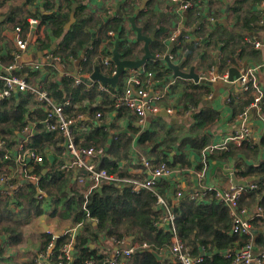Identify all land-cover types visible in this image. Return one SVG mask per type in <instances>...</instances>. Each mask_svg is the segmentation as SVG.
Listing matches in <instances>:
<instances>
[{
    "label": "trees",
    "instance_id": "obj_1",
    "mask_svg": "<svg viewBox=\"0 0 264 264\" xmlns=\"http://www.w3.org/2000/svg\"><path fill=\"white\" fill-rule=\"evenodd\" d=\"M66 1L68 9H71L72 1ZM79 1L83 0H76V2ZM211 3H213V0H211ZM13 10L10 12L12 13V22L16 21L20 7H17V11ZM57 10L59 9H56L53 14L42 16L41 19L43 22L49 23L54 34L61 38L55 56L65 61L69 59L79 60L81 74L91 76L96 66H98L103 74L112 76L113 68H106L103 64L104 61H101L99 57L100 54L111 55L112 45L116 46L118 39V49L122 59L136 60L134 58L135 43L130 40L125 23L118 20L113 21L103 30V38L96 37L95 39L93 38V32L89 31L91 21H94V19L92 15L87 18L88 14L84 4L76 11L77 21H81L80 25L76 24L70 30L65 28L68 17L62 18ZM140 16L147 24L158 19L157 13L153 10L152 1L148 10L142 11ZM255 19L253 18V20ZM22 22V25H28L29 19L28 21L24 19ZM17 25L21 24L15 26L17 27ZM109 32H113L114 36L111 37ZM169 37V34L166 35L165 29H157L155 39L150 44L152 54L155 56L158 54L163 55L166 52V40ZM179 41V48L187 50L188 55L185 65H193V54L196 53L197 46L192 43L187 44L182 40ZM5 58L9 60L7 57ZM0 59L5 61L3 57H0ZM160 61L162 60L157 58L151 59L145 64V67L146 70L156 72L158 78H163L172 72L169 68L163 66ZM53 69H55L54 77L57 79L51 83L45 81V86L58 100L64 101L71 98L74 104H82L86 100L95 103L97 98L100 99L98 105L93 106L90 104L91 106L80 110L89 115L88 126L90 131L77 137V141L83 139L84 143L82 145L86 147H107L110 134L114 132V138L108 148V154L114 160L105 159L100 163L101 167L106 168L110 174H118L123 178L131 177L126 169L120 168L119 162H130V152L135 143H137L136 147L142 149V151L144 150L149 157L153 156L157 162L169 160V153L175 152V156L172 157V165H180L182 169L189 166L190 161L185 153H177V149L191 146L195 153H200L210 143V138L203 131L214 125L217 113L201 104L202 97L209 93V89L204 85L182 80L185 83L184 93L187 101L198 107L199 110L194 115L195 124L191 126L192 137L179 142L180 136L175 128H168V126L163 125L158 129L154 123L145 130L137 127L135 119L130 117V112L124 107L119 109V116L124 119L131 118L124 132H119L120 130L116 126L97 125V121L94 119L96 114L101 112L106 115L116 109L115 97L117 98L123 92L124 85L119 83L116 88L110 87V94H108L99 90L98 83L87 84L84 81L82 84L76 85L73 76H60L57 69ZM68 72L71 71L68 70ZM29 75L38 80L50 79L52 76L48 70L43 74V77L41 73L34 71H30ZM3 87L4 81L0 79V91ZM34 105L35 102L31 95H17L10 100L0 99V135L6 136L11 129L19 130L25 127L28 120L32 119V114L37 113L36 110L32 113L29 110ZM37 115L38 117L43 116ZM40 145H56V141L54 137L43 133L34 137V146L37 148ZM261 145L264 147V140ZM237 152L238 149L230 147L229 151L224 152V158L236 156ZM50 168H52L51 173L41 178L39 187L41 190L46 191V193L44 192L46 195L57 199L55 206L64 211L60 215L61 219L65 220L66 218L67 220L70 219L72 223L82 224V230L77 234L75 240L74 249L77 258L73 264H85L90 260L94 264H106L110 255L115 252V247L123 248L118 242L128 241L129 239H133L130 245H137V248L127 264H179L173 258L168 259L170 255L167 249L171 233L166 228L156 226L161 223L165 215L163 211L154 208L151 192L144 190L137 193L133 191L130 183L125 182L105 183L100 190L89 196L85 209L83 191L80 188L73 192L72 188L68 190L69 175L54 167ZM1 172H3V169L0 168ZM235 174L240 179H248L255 175L258 187L251 190V195L264 192V161L257 166H248L247 168L238 166ZM158 186L162 187L160 193L167 197V191L172 187L171 179H162L159 181ZM21 191L20 198L22 201L20 200V210L17 213H12L8 209L7 202L0 199V235L4 236L3 244L0 247V264H39L38 256L44 253L48 258L50 257V264L67 263L62 256V247L71 240V237L67 234L55 240H53V236L48 235L43 241V249L38 254L36 252L31 254L34 258L31 261L20 262L15 257L7 255L8 248L18 249L24 246V229L33 225L42 213L36 200V188L32 185H26ZM244 198H246V195L242 200ZM207 199L209 201L182 198L180 205L176 206L174 210L177 234L187 244L188 249L194 256H201V252L198 250L199 247H204L206 256H203L204 263L202 264H235L232 257L224 258L221 252L242 247L248 240L242 235H231L232 220L228 209L222 203L217 202L214 196H209ZM87 212L92 220L87 217ZM52 241L55 248L52 253L48 254L47 248ZM106 241L111 242L109 248L104 243ZM256 243L264 245V235H260ZM102 244H104V248ZM144 244L147 247H144ZM152 251L163 255L164 260L159 261Z\"/></svg>",
    "mask_w": 264,
    "mask_h": 264
},
{
    "label": "crops",
    "instance_id": "obj_2",
    "mask_svg": "<svg viewBox=\"0 0 264 264\" xmlns=\"http://www.w3.org/2000/svg\"><path fill=\"white\" fill-rule=\"evenodd\" d=\"M71 1V9H68V3L66 0H0V3L2 4L0 7V27L7 31L4 40L0 36V57L5 59V61H2L3 65L0 64V70H3L5 67L11 65L15 60L12 53V45L15 42V25H22V21L24 19L27 21L28 19H36L38 24L33 27H30L29 24L22 26L17 25L24 29V32H26L32 42L31 46L26 51L20 52L19 63L25 68L26 65L31 63L46 64L44 69L36 71L41 73L42 77L47 70L49 71V74L52 75L50 79H40V82L44 85L45 81H47V83H51L57 79L54 77L55 69L53 68L57 69L60 76H62V73L59 72L60 70L58 67H62V65L65 66L66 71L70 70V73L75 74L77 72V69L80 67L79 60L67 59L68 61H65L63 59L60 64L55 62L53 59V57H56L55 52H57L58 42H60L61 38H58L54 34L49 23L43 22L41 17L50 15L51 13L53 14L56 9H59L57 10L59 11V16L62 18H65L66 16L68 17V22L65 25V28L66 30H70L74 25H80L81 23V21H77L76 12L75 22L70 23V18L73 14V7L77 6L76 11H78L84 4L88 14L87 18H90L92 15V18L94 19V21H91L89 31L93 32V38L95 39L96 37L99 39L103 38V30L113 21L118 20L125 23V27L128 30L127 34L130 40L135 43L134 58L136 60L141 59L145 54L144 43L136 39V34H132L133 31L130 18L135 19L136 25L142 28L143 34L146 36H151L154 33L156 34L157 29L163 28L166 30V35L169 34L170 37L166 40V52L163 55H156V58L162 60L161 58H163L170 48H172V54H170L172 62L180 64L185 62L188 54L186 53L187 50L179 48V40H182L187 44H195V46H197V51L193 54V65L184 66L188 68L187 70H189L191 66H195L196 73L206 80L205 82L198 83L199 85H204L209 89V93L202 97L203 99L201 104L217 113L214 125L203 131V133L210 138V143L202 151H200V153H195L191 146H186L180 150L175 149L179 154H186L190 161V165L185 168V170L189 171L182 180L183 196L181 198H176L173 188V186H176V183L171 181L172 187L168 190L167 200L168 203L171 204L172 210H175L176 206L180 205L182 198L209 201V199L203 197L202 195V187L199 186L197 181L198 172L205 173L206 184L214 185L221 190L228 189L231 185H237L233 181V176H235L238 182L246 181L254 183L257 188V177L255 175L249 177L248 179H240L237 178L235 171L238 166L247 168L248 166H257L260 162L264 161V147L261 145V142L264 140V122L259 117L257 110L250 111L246 122L243 123V120L240 119V115L251 106L254 100L255 91L251 88L249 90L244 89L239 84L234 83V80L240 77L244 68L251 66L260 67L257 78L263 94L262 113L264 114V48L257 49L254 46L255 40L261 41L264 44V25H259L257 23V20L264 16V0H226V2L224 0H213V3H211V0H186L187 2L192 3V7L188 10H182L180 4L174 2L173 0ZM151 1L153 4V10L158 15V19L154 21L152 20L150 24H147L140 16V13L148 10ZM170 3H172V6ZM17 7H20V12L16 16V21L12 22V13L10 12L12 9L17 11ZM61 7L63 10H61ZM228 8L229 11L227 13ZM118 16H121V19L118 18ZM253 18L256 19L253 20ZM176 30L181 31V36L177 39H172V34L175 33ZM109 35L113 37L114 33L109 32ZM171 43H173V47L171 46ZM112 47L111 52L115 46L112 45ZM107 57L113 58V55L111 54L106 56L104 54H100L99 59L104 61ZM160 62H162L163 66L167 68L164 60ZM141 69L146 70V67L144 66ZM232 69H237L239 74V76L235 77L232 81L220 79L212 82L210 79L206 78L212 71L216 72L220 77L228 76L229 78V72ZM146 71H151L155 74L156 90H164L167 86H169V93L166 94L160 105L164 110L168 108L173 109L174 111L173 114H168V117L159 115L150 118L146 129L150 128L154 122L159 120L157 117L170 118L171 123L168 124V128L171 127L176 129L177 134L180 136L179 142L192 137L191 126L195 124L194 115L199 109L187 101L184 93L185 83L182 82L184 79H175L174 81L173 73H170L163 78H158L156 72L152 70ZM35 79L37 80V78ZM190 82L194 83L193 81ZM171 83L172 85H170ZM190 107H192L191 112L188 114ZM29 110L31 113L35 110L37 111V113L32 114V119L28 120V123H33L31 128H34L37 121L41 118L38 117L37 114L42 116V112H40L41 110L37 108L36 103L34 106H31ZM244 125L250 130V139L252 140H250L249 143H245V145H238L232 140V138L237 135L239 131H241ZM23 128H20L19 130L11 129L9 134L6 136L0 135V144L3 142L5 144L4 146H0V168L3 169L0 176L10 172V166L13 165L10 162L11 157L13 154H17L19 152V145L22 140L20 135L24 131ZM119 130V132H124L126 127L119 128ZM142 130H145V128ZM186 134H191V136H187L185 139H182ZM111 143L112 142L110 141L109 145L106 147L107 151ZM224 143L227 144L225 149H216L211 154L208 153L207 150L211 148V146H220ZM32 144L34 146L33 141ZM136 145L137 143L134 145L136 148L135 150H137L140 154H145V156L148 155L144 152V150L142 151V149L136 147ZM48 146L49 145H40L37 149L42 151ZM230 147L238 149V152L236 156L228 157L226 159L224 158V152L229 151ZM169 154L171 160L172 157L175 156V152H170ZM51 169L52 168L47 166H39L38 185H35L36 182L32 183L25 181L24 179H20V181H16L18 186H16L15 193L8 195L7 197L0 196V199H4V201L7 202L8 209L13 213V203H15L16 208L20 206V193H22V188L26 185H32L36 188L37 200L39 191H44L46 193L45 190H41L39 187L41 178L49 175L51 173ZM68 175L70 178L68 181V190L72 188L73 192L80 187H78L74 177L71 174ZM80 189L82 190V188ZM250 192L251 190L247 191V194H245L246 198L241 200L240 204L249 208L251 217L253 218L252 241L255 245V256L257 257L264 252V245L256 243L257 238L260 235H264V192L256 195H251ZM196 194H198V196L193 197ZM37 202L40 205L42 213L34 221L33 225L24 229V246L18 249L9 248V257H15L20 262H23V259L18 258L20 254L21 256H25V261L33 260L34 258L31 254L34 252L38 254L40 250L43 249V241L48 235L53 236V240H55L56 238L66 234L70 228L81 224L72 223L70 219L67 220L65 218V220H63L60 218V215L62 214L59 213L58 210L61 208L55 206L57 202L55 197L47 195L45 200L41 202L37 200ZM217 202L220 201L217 200ZM220 203L228 209L233 226V216L229 205L224 202ZM45 226H47V228H45ZM28 228L30 229L29 234H31V236L27 233ZM48 231L52 234L48 233ZM230 234L234 235L232 232ZM3 238L4 236L0 235V247L3 244ZM131 241H133V239H129L127 242L131 243ZM104 243L108 245L107 248L111 246L110 241H106ZM102 245L104 248V244ZM54 248L55 244L52 241L47 248L48 254L52 253ZM240 248L241 247L223 251L221 252V255L224 256V258H229V254ZM114 250L115 252L110 255V258L119 251V248L115 247ZM198 251L201 252V255L206 256L204 247H199ZM14 252H16V254H14ZM38 258L46 259V261L50 264V257L48 258L45 253L39 254ZM232 258L235 264H242L241 260L235 257ZM168 259H171V257H168ZM41 264L46 263L41 261ZM261 264H264V262Z\"/></svg>",
    "mask_w": 264,
    "mask_h": 264
},
{
    "label": "built area",
    "instance_id": "obj_3",
    "mask_svg": "<svg viewBox=\"0 0 264 264\" xmlns=\"http://www.w3.org/2000/svg\"><path fill=\"white\" fill-rule=\"evenodd\" d=\"M173 1L180 4L182 10H188L192 7V3L186 0ZM118 18L121 19V16H118ZM37 24L38 21L36 19L29 20L30 27ZM258 24L264 25V16L259 19ZM14 32L15 42L12 45V53L15 60L11 65L0 70V79L4 81V87L0 91V99H11L14 95L19 94L31 95L34 97L36 106L41 110L40 112H42L43 116L37 121L35 126L33 125L34 128H31L33 124L31 122L27 123L23 128L24 131L20 135L22 140L19 145V152L13 154L11 157L10 162L13 165L10 166V172L0 176V196L7 197L15 193L16 186H18L16 181H20V179L32 183L36 182L35 185H38L39 166L54 167L61 172L71 174L77 182L78 187L82 188L85 197V209L89 196L95 191L100 190L105 183H130L133 191L137 193L144 190L151 192L154 200V208L164 212V218L156 226L166 228L171 233L170 243L167 249L170 257L178 261L179 264L204 263L203 256L192 255L187 244L178 236L175 212L168 203L167 197L160 193L162 187L158 186L159 181L162 179H171L172 182L174 181L176 183V186H173L176 198H181L183 196L182 180L189 170L182 169L180 165H172L173 159L157 162L153 156L149 157L148 155L140 154L135 150V147L130 152L129 163L127 161L119 162L120 168L126 169L131 177L123 178L118 174H110L106 168L101 167L100 163L105 159L114 160L108 154L106 146L86 147L82 145L84 143L83 139L77 141V137L90 130L88 126L89 115L80 110L91 106L90 104L93 106L98 105L100 99L97 98L95 103L86 100L82 104H74L71 98L65 99L64 101L55 98L40 80L33 79L29 75L30 71L36 72L44 69L46 64L31 63L26 65L25 68L19 63L20 52L26 51L32 42L22 27L17 26ZM6 33L7 31L0 27V36L3 40L6 37ZM180 36L181 31L176 30L172 34V39H177ZM254 46L257 49L264 48V44L261 41L255 40ZM53 59L60 64L63 61L60 57H53ZM170 59L172 60L171 56ZM0 64L3 65L1 59ZM103 64L106 68H113L112 76L116 74L117 67L113 63L112 58L107 57ZM62 67L64 71H59L62 73V76H73L76 80V85L82 84L85 79H90L91 77L90 75L85 76L81 74L80 68L77 69L75 74H72L66 71L65 66L62 65ZM259 69V66L246 67L241 72L240 77L234 80V83L239 84L244 89L249 90L251 88L255 91L251 106L240 115L243 123L247 121L251 110H257L259 117L264 122V114L262 113L263 94L257 78ZM206 78L212 82L220 79L229 81L228 76L220 77L213 71ZM123 79L125 80L124 90L117 98L115 97L116 109L106 115L101 112L97 113L94 118L97 121V125H112L119 128L128 127V122L131 118L124 119L119 116V109L122 107L130 112V117L135 119L136 126L141 129H146L149 119L154 116H159L162 112L166 111L167 114H173V109L167 108L164 110L160 105L166 94L169 93V86L164 90H156V76L153 72L146 71L145 69H133L129 70V72L127 71ZM98 84L100 91L110 94L109 88L111 86L101 83ZM191 108L188 110V114L191 112ZM43 133L54 137L56 145H49L44 150L39 151L33 146L32 141L34 142L35 136L42 135ZM113 133L110 134L108 143L114 138ZM250 137V130L244 125L232 140L236 144L241 145L249 143L252 140ZM2 145H5L4 142L0 144V146ZM226 146V143L220 146L214 145L207 151L211 154L216 149H225ZM197 181L199 186L202 187L203 197L208 198L209 196H214L218 201L229 205L233 216L232 234L242 235L248 238L244 246L229 254L228 257H235L241 260L242 264H251L253 260L256 261V264L264 262V252L257 257L255 256V245L252 241L253 218L251 217V212L248 207L240 204L247 191L256 189V185L247 182L242 185H231L230 188L221 190L214 185L206 184L204 172L197 173ZM195 196H198V194L193 197ZM46 197L47 195L44 191H39L37 200L41 202ZM12 208L14 209L13 212L20 210V206L16 208L15 203H13ZM87 217L92 220L88 212ZM81 227L82 224L72 227L66 232L71 237V240L62 247V256L67 261L65 264H73L76 261L77 257L74 245L76 236L81 231ZM48 233L52 234L50 231ZM118 243L123 248L119 249L115 255L109 258L106 264H127L137 248V245H130L126 240ZM144 247H147V245L144 244ZM7 255L10 256L9 248L7 249ZM41 261L49 264L46 259L39 258L38 263L41 264ZM85 264H94V262L90 260Z\"/></svg>",
    "mask_w": 264,
    "mask_h": 264
},
{
    "label": "water",
    "instance_id": "obj_4",
    "mask_svg": "<svg viewBox=\"0 0 264 264\" xmlns=\"http://www.w3.org/2000/svg\"><path fill=\"white\" fill-rule=\"evenodd\" d=\"M224 1L226 2V0H224ZM170 5L172 6V3H170ZM76 8H77V6L73 7V14L71 15V18H70L71 22L70 23H73L76 20L75 19ZM228 11H229V8L227 10V13H228ZM130 22L132 24V31L134 34H136V39L138 41H141L144 43V51H145L144 56L139 60L122 59V56H121L119 49H118L119 40H117L116 46L112 51V55H113L112 60H113V63L117 67L116 74L114 76L105 75L100 71L99 67L96 66V69L93 72V74L91 75L90 79H85V82L87 84L101 83L103 85H109L111 87H116L117 84L119 83L121 77L123 75H125L128 70L141 69L145 66V64L149 60L156 58V56L154 54H152V52L150 50V44L155 39L156 34L154 33L151 36H146L143 34L142 28H140L136 25L134 18H130ZM93 36H94V34H93ZM171 46L173 47V43H171ZM170 54H172V48H170V50L167 52V54L161 59L166 62L167 68H169L171 70V72L173 73V79L174 80L175 79H184V80L193 81L194 83H197V84L200 82L206 81L198 73H196V67L195 66H191L190 69L187 70L188 68H186L184 66L185 62H182L180 64H176L175 62H172V60L170 59ZM58 68L60 71H64L63 67L59 66ZM237 76H239L237 69L230 70V72H229V80L230 81L234 80V78ZM159 115L168 117V114L166 112H162ZM187 136L190 137L191 134H186L185 136H183L182 139H185ZM233 181L235 182V184H246L247 183L246 181L238 182L236 180L235 176H233ZM45 228H47V226H45ZM152 253L159 261H163V258H164L163 255H159L155 251H152ZM201 256H203V255H201ZM251 264H256V261L253 260Z\"/></svg>",
    "mask_w": 264,
    "mask_h": 264
},
{
    "label": "rangeland",
    "instance_id": "obj_5",
    "mask_svg": "<svg viewBox=\"0 0 264 264\" xmlns=\"http://www.w3.org/2000/svg\"><path fill=\"white\" fill-rule=\"evenodd\" d=\"M124 76V75H123ZM123 76H122V79L120 80V85L121 84H123L124 85V79H123ZM119 84V83H118ZM171 123V121H170V118H160L159 120H157L156 122H154V125L158 128V129H160V127L161 126H163V125H166V126H168V124H170ZM58 212L59 213H63L64 211L62 210V209H59L58 210ZM29 231H30V229L28 228V231H27V233L29 234ZM29 236H31V234H29ZM24 250V249H23ZM19 252V251H18ZM14 254H16V252H14ZM13 256H15V255H13ZM23 257V258H22ZM19 259H23L22 261H25V256H21V254L19 255V257H18ZM18 260V259H17Z\"/></svg>",
    "mask_w": 264,
    "mask_h": 264
}]
</instances>
